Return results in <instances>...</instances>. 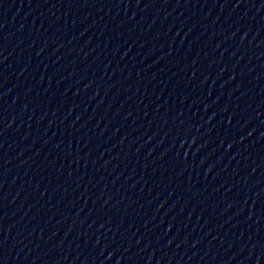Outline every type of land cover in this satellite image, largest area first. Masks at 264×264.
<instances>
[{
    "label": "water",
    "instance_id": "1",
    "mask_svg": "<svg viewBox=\"0 0 264 264\" xmlns=\"http://www.w3.org/2000/svg\"><path fill=\"white\" fill-rule=\"evenodd\" d=\"M223 0H0V256Z\"/></svg>",
    "mask_w": 264,
    "mask_h": 264
}]
</instances>
